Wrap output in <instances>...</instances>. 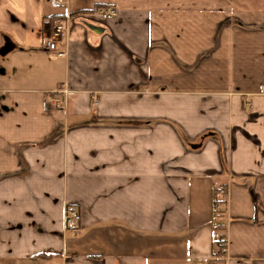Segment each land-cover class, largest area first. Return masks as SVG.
Returning <instances> with one entry per match:
<instances>
[{
  "label": "crops",
  "instance_id": "0c3cea01",
  "mask_svg": "<svg viewBox=\"0 0 264 264\" xmlns=\"http://www.w3.org/2000/svg\"><path fill=\"white\" fill-rule=\"evenodd\" d=\"M220 235L264 264V0H0V264H204Z\"/></svg>",
  "mask_w": 264,
  "mask_h": 264
},
{
  "label": "built area",
  "instance_id": "2783aa9c",
  "mask_svg": "<svg viewBox=\"0 0 264 264\" xmlns=\"http://www.w3.org/2000/svg\"><path fill=\"white\" fill-rule=\"evenodd\" d=\"M91 16L97 17L101 20L111 19L116 15V8L114 6L96 7ZM71 22V16L65 15L63 17L46 18L43 20L42 29V46L45 50L55 52L58 56L66 55V50L61 45L66 41L68 34V27ZM53 93L66 94V89H57ZM51 102L54 108H62V99L59 97H52ZM52 106V107H53ZM222 187H218L215 191V198L219 199L223 194ZM221 199V197H220ZM219 199V200H220ZM218 200V201H219ZM63 224L66 229L73 232H78L81 227V212L77 205L66 204L62 213ZM225 237L220 235L217 238V251L208 257L204 264H220V259L226 258V245ZM201 264V263H198ZM203 264V263H202Z\"/></svg>",
  "mask_w": 264,
  "mask_h": 264
},
{
  "label": "water",
  "instance_id": "95a60500",
  "mask_svg": "<svg viewBox=\"0 0 264 264\" xmlns=\"http://www.w3.org/2000/svg\"><path fill=\"white\" fill-rule=\"evenodd\" d=\"M89 27H91L93 30H95V31H102V28H100V27H96V26H94V25H89Z\"/></svg>",
  "mask_w": 264,
  "mask_h": 264
},
{
  "label": "trees",
  "instance_id": "16d2710c",
  "mask_svg": "<svg viewBox=\"0 0 264 264\" xmlns=\"http://www.w3.org/2000/svg\"><path fill=\"white\" fill-rule=\"evenodd\" d=\"M98 7H99V6H98ZM214 200H215V199H214ZM221 201L223 202L224 200H221ZM221 201H220V202H221ZM215 202H216V200H215Z\"/></svg>",
  "mask_w": 264,
  "mask_h": 264
}]
</instances>
